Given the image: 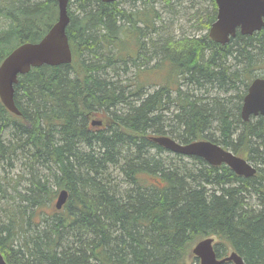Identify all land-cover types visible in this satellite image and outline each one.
I'll return each instance as SVG.
<instances>
[{"label": "trees", "instance_id": "1", "mask_svg": "<svg viewBox=\"0 0 264 264\" xmlns=\"http://www.w3.org/2000/svg\"><path fill=\"white\" fill-rule=\"evenodd\" d=\"M140 1L142 11H126L122 0H71L72 62L18 78L19 117L0 103V253L7 264H186L197 262L188 258L195 241L211 235L218 258L230 249L244 264H264V119L240 117L249 84L241 83L264 67V28L237 32L224 46L207 35L176 39L154 25L158 14L145 6L156 0H131ZM56 8V0H0V62L16 46L38 42ZM214 19L211 11L207 29ZM127 36L137 48L129 60L118 53ZM163 60L166 82L145 93L155 84L139 82L141 74L164 69ZM103 114L111 117L107 127L92 130L88 120ZM167 135L182 144L217 143L253 162L256 174L242 178L197 157L190 166L163 163L157 157L165 150L149 137ZM17 152L28 168L23 192L3 168ZM111 166L123 176L118 185ZM57 187L67 191L58 212Z\"/></svg>", "mask_w": 264, "mask_h": 264}, {"label": "water", "instance_id": "2", "mask_svg": "<svg viewBox=\"0 0 264 264\" xmlns=\"http://www.w3.org/2000/svg\"><path fill=\"white\" fill-rule=\"evenodd\" d=\"M71 0H56L57 18L43 37L35 43L26 42L14 48L0 63V103L12 115L19 117L20 111L14 103V85L19 76H24L31 69L41 66L57 67L71 63L72 52L66 35L69 23L67 6ZM112 3L119 0H99ZM215 20L211 23L208 37L214 43L224 46L234 39L238 32L250 36L264 28V0H214ZM240 117L242 122L251 118L264 119V79L254 78L243 95ZM97 125L99 121L95 122ZM151 140L159 147L188 157L204 160L209 166L225 165L236 176L250 178L256 174L250 164L221 145L207 140L181 144L167 136H152ZM67 201V192L60 191L54 209L61 210ZM214 235L198 239L190 249L189 259H198L199 264H244L234 251L221 259L216 257ZM0 264H7L0 254Z\"/></svg>", "mask_w": 264, "mask_h": 264}, {"label": "rangeland", "instance_id": "3", "mask_svg": "<svg viewBox=\"0 0 264 264\" xmlns=\"http://www.w3.org/2000/svg\"><path fill=\"white\" fill-rule=\"evenodd\" d=\"M212 0H169L168 3L163 2L162 0H156L152 4H149L145 6L146 8H154V10L158 14V20L154 19V25H156L158 28L163 31L164 36H172L173 38L180 39L183 37H191V36H201V35H207L208 36V26L207 21L211 14V11H216V6L214 4V1ZM144 1L137 2L136 4H132L131 0H122V3L120 4V7L123 8L126 11H142L144 6ZM73 8V5L69 7V10ZM4 21L0 20V26L3 25ZM160 31V32H161ZM169 31V32H167ZM154 35L157 37V33L155 32ZM128 40H124L125 48L123 50H119V56H124L125 59L129 60L134 55V53H137V48L135 47V44L132 42V36H127ZM209 39V38H208ZM157 59H154L149 62L147 66H152L153 64H157ZM164 69H161L160 71H156L154 73H146L141 74V77L144 78L143 82L147 81L148 83H152L155 85H146L144 91L145 93L149 94L152 93L155 89H157V85H163L166 80H163L166 75V67L168 66V62L166 60L162 61ZM128 78H131L136 70L132 67L131 61H128ZM130 69V70H129ZM172 78L176 79L173 74L170 75ZM264 78V67L259 68L257 70L252 71L247 79L243 80V83H241L242 86H245V84L250 83L254 78ZM163 80V81H162ZM181 80V79H180ZM155 82V83H154ZM175 86H173V89ZM243 92L246 91L242 87ZM111 118L110 115H97L95 117H92L88 120L89 125L91 122L96 121H102L104 123L107 121V118ZM251 122H255L256 118H251ZM106 124H102L100 126H91L94 130H101L105 128ZM217 136V135H216ZM169 137V135H167ZM17 156L14 157V160L11 161L12 167H9L8 163H5L3 168L6 171V178L13 180L12 185L17 188L18 191L23 192L25 187L27 186V182L21 179L20 177L25 176L27 177V165L24 166V155L20 152H17ZM151 154H155L153 150H150ZM158 159H161L163 163H167V161H171L174 164H181L182 166H190L193 161L188 157H181V160H179L178 157L175 156V154H172L167 151H163L160 153V155L157 157ZM244 158V157H243ZM251 166L255 167V164L251 161H249L247 158H244ZM122 164V163H121ZM194 168V166H191V169ZM110 178H111V184L118 185L120 183V180H123V176L120 174L118 168L111 166L109 169ZM121 187L125 188V184L121 183ZM130 187V186H129ZM63 190V187H57L56 191ZM58 194V193H57ZM55 195V198L57 196ZM225 254V253H224ZM223 254V255H224ZM186 264H198V262H187Z\"/></svg>", "mask_w": 264, "mask_h": 264}, {"label": "bare ground", "instance_id": "4", "mask_svg": "<svg viewBox=\"0 0 264 264\" xmlns=\"http://www.w3.org/2000/svg\"><path fill=\"white\" fill-rule=\"evenodd\" d=\"M68 7V6H67ZM67 14H68V12H67ZM69 17V16H68ZM57 18V17H56ZM211 25V24H210ZM210 28V27H209ZM208 32H209V30H208ZM209 38V37H208ZM213 42V41H212ZM251 166V165H250ZM253 169H255V167H253V166H251ZM255 171H256V169H255ZM61 191H66V190H61ZM60 192V191H59ZM67 192V191H66Z\"/></svg>", "mask_w": 264, "mask_h": 264}, {"label": "flooded vegetation", "instance_id": "5", "mask_svg": "<svg viewBox=\"0 0 264 264\" xmlns=\"http://www.w3.org/2000/svg\"><path fill=\"white\" fill-rule=\"evenodd\" d=\"M214 1V0H213ZM215 15H216V11H215Z\"/></svg>", "mask_w": 264, "mask_h": 264}]
</instances>
